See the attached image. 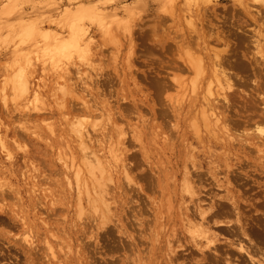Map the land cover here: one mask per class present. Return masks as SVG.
<instances>
[{
    "label": "rangeland",
    "instance_id": "374dc122",
    "mask_svg": "<svg viewBox=\"0 0 264 264\" xmlns=\"http://www.w3.org/2000/svg\"><path fill=\"white\" fill-rule=\"evenodd\" d=\"M48 1L19 5L45 37L69 38L59 15L86 11L75 34L80 49L59 57L52 68L41 60L44 38L34 44L18 37L9 41V29L0 30V136L10 152L0 149V184L6 189L0 264H28L29 258L58 264L50 260L45 239L57 251L59 245L70 246L64 264H133L130 251L142 264H169V243L173 263L206 264L209 256L201 259L182 219L201 208L208 217L219 212L216 223L208 221L218 251L227 248L232 259L254 264L236 244L250 238L264 247V149L250 143L253 127L247 130L264 115V61L255 46L257 39L264 41V0ZM218 62L238 72L232 79L239 88L234 86L230 103L220 107L230 131L241 135L234 138L219 121L207 122L202 115L208 83L222 78ZM19 71L30 87L26 93L19 94L10 81ZM76 118L102 126L87 150L96 149L104 174L112 178L105 179L107 202L124 231L134 234L133 243L114 221L98 236L82 225L79 214H91L84 198L80 210L72 181L76 166L82 167L71 125ZM185 168L190 192L179 189ZM238 222L245 223L248 237ZM24 230L36 242L29 257L19 240ZM82 243L79 260L72 251ZM122 247L131 250L124 253ZM219 264L226 262L220 258Z\"/></svg>",
    "mask_w": 264,
    "mask_h": 264
},
{
    "label": "bare ground",
    "instance_id": "6f19581e",
    "mask_svg": "<svg viewBox=\"0 0 264 264\" xmlns=\"http://www.w3.org/2000/svg\"><path fill=\"white\" fill-rule=\"evenodd\" d=\"M24 0H4L3 4H1L0 7V30L3 27H7L9 29L8 36L9 41L12 39L14 41L15 37H18V39L22 40L24 43H26L27 40H31V44H34V42H38L39 40L42 41L44 38V42H42V45L40 47L41 50V56L43 58L44 65L46 67L52 68L55 62L60 59L59 57L67 56L71 53L72 49L76 48L79 50L80 47L76 43V30L79 29L78 19L80 17H83L84 14H86V11H66L63 15H59V22L67 26L71 31V36L67 39L60 38L56 35H49L48 37H45L43 32L39 31L38 25L33 21V18L29 15H26L24 10H19L20 3ZM48 2H55L54 0H49ZM58 6V5H57ZM56 6V7H57ZM54 7V8H56ZM96 10L100 8L99 3H95ZM257 14H259L258 11H256ZM55 15H58V13H54ZM15 15L13 20L17 22V25H10L11 16ZM246 37V35H244ZM264 37V36H263ZM50 41V42H48ZM260 40L257 39L256 41V48H257V54L259 58L264 61V41L261 43ZM242 55H245L242 53ZM66 58V57H64ZM70 58V57H67ZM219 60V59H218ZM250 61V60H249ZM199 62V60H198ZM218 69L216 72H219L220 75H222V78L216 76V82L211 85V82L207 85V91L210 97H207L203 101L202 106V115L203 119L205 121H209V119H214L215 122H218V126L221 127L224 131V133L229 136H241L237 133H233L230 131V127L228 125V119L227 117H224L223 110L220 109L223 104L227 107L230 103L229 96L232 97L235 92L234 86L238 89L239 87L236 85L235 81L232 79V77H235L238 79V72L234 71L233 69H224L221 67V63L218 62ZM198 67V65H197ZM23 68V66L21 67ZM10 81L12 82L13 89L18 91V93H26L30 90V87L28 85V81L25 79V76L23 73L16 72L13 73L10 76ZM242 82V81H241ZM163 87V85H162ZM190 90L194 91L195 88L190 86ZM261 104H264V93L261 92ZM222 99V103L220 102ZM185 101V100H183ZM182 101V102H183ZM84 107H89V105L83 101ZM263 113H264V106ZM77 120L75 123H71V125L74 126V131L77 136V141L79 143V147L81 151L79 150L80 159L82 161V167L80 166L79 169L76 166V169L74 170V177L72 181L74 182L76 192H77V199L78 202L81 203L82 210L83 204L82 199H85V205L89 209L91 215H87L85 217H82V213L79 214L81 217L80 219H83L82 225L87 226L89 228L90 232L96 231V236H98L99 229L104 228L106 223L109 221H114V225L118 230H122L123 233H126V235L129 236V240L131 243L134 242V234H128L126 231H124V225L122 223V220H120L119 215L116 212V209L111 208L109 203L107 202V189L105 186V179L112 181V178L105 175L103 172V169L101 168L99 162V157L96 154V149H89V143L93 141V134H97L96 131H100L102 129V126H99V123L97 121L88 122L84 124V120L82 121L81 118H76ZM101 125V123H100ZM208 126V125H207ZM251 127H253V130L248 131L250 133L253 131V134L251 138L254 139L253 142H250L254 144L258 151L264 149V115L259 119L258 122L254 121L252 125H250L247 130H249ZM90 128L94 129L91 130ZM246 131V130H243ZM215 133V132H214ZM102 134V133H101ZM242 134V133H241ZM98 137V135H96ZM123 140L120 141L122 143ZM0 149L5 151V154L7 156H10V152L4 145L2 141V137L0 136ZM113 159L115 161L116 156L113 154ZM123 169H125V166H123ZM127 177V174H126ZM125 177V178H126ZM189 177H191L190 172L187 168L184 169L183 175H182V182H180V190H186L187 192L191 191V187L189 184ZM66 179H70L66 175ZM127 181L128 177H127ZM71 182V180H68V183ZM114 182H112L113 186ZM1 186V184H0ZM3 186V185H2ZM1 186L0 191V210H3V200H4V192L6 189ZM5 186V185H4ZM113 188V187H111ZM16 192V191H15ZM17 193V192H16ZM83 196V197H82ZM237 208V206L235 205ZM205 208V207H204ZM202 209V210H201ZM200 209V212L196 215H187L185 214V217H182L184 220L185 229L190 234L188 235L190 240L197 244L198 248L201 250L202 257L201 259H205L209 256L210 260L206 264H219L220 258L222 260H225L226 264H248L246 261H242L241 259H232V256H230L227 252L228 249L226 248L223 251V255L221 252L218 251L219 245L216 243V241L213 239V235L209 232V220L211 219L212 222L216 223L215 215L219 214L218 211H214L211 213V215L208 217L205 216V213L207 211L203 208ZM83 212V211H81ZM15 217H18L19 220L23 221V218L21 216H17V213L12 211L11 212ZM85 214V213H84ZM140 213L138 212L137 220H139ZM233 219V218H232ZM232 219L226 220V222L231 221ZM235 219L237 221H240V214L236 211ZM243 220V219H241ZM219 221V220H217ZM24 223V221H23ZM218 223V222H217ZM239 223V222H238ZM141 224V220L138 221V226ZM240 224V230L243 235L247 236L246 227L244 226L245 223H239ZM226 226H229L227 228V232L230 235H233L235 232V229L232 228L230 223ZM109 227H106L104 232L107 235ZM19 240L21 242L22 248L27 251L28 250V257L29 255L34 251L35 249V238L34 235L29 231H23L19 235ZM198 240H197V238ZM46 249L48 250V255L50 256V260L56 259L58 264H64L63 259L68 255V252L71 250L70 246H63L59 245L60 249L58 251L55 248H52L50 242L45 239ZM238 252H244L246 251L248 257L254 262V264H264V247L257 245L256 242H251L250 238H247L246 243H242L241 241H238ZM229 246V245H228ZM204 247V249L202 248ZM85 246L84 243H82L79 247L76 246V249H74L72 252L76 255V257L80 260L81 258V252H85ZM117 249L119 247L117 246ZM169 249L172 251L173 255H170L167 257L169 264H175L172 261V256L176 257L175 251L173 250V246L169 243ZM128 250H131L128 248ZM127 248L122 247V252L128 253ZM133 250V249H132ZM208 250V251H206ZM132 251H130L129 256L132 258L133 264H142V257L139 255L136 257ZM253 255H257V260H254L252 258ZM237 258V257H236ZM52 262V261H51ZM28 264H36L35 261L32 259H28Z\"/></svg>",
    "mask_w": 264,
    "mask_h": 264
}]
</instances>
